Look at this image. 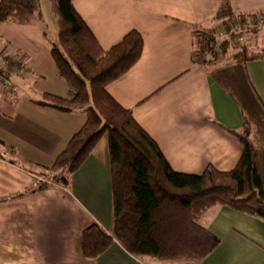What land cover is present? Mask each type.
<instances>
[{
	"label": "crops",
	"instance_id": "obj_1",
	"mask_svg": "<svg viewBox=\"0 0 264 264\" xmlns=\"http://www.w3.org/2000/svg\"><path fill=\"white\" fill-rule=\"evenodd\" d=\"M232 2L236 10L260 12L264 18V0ZM220 3L74 0L104 49L130 30L142 34L141 58L107 91L132 110L172 168L182 173L199 175L209 165L230 171L243 152L232 133L243 127L240 106L212 77L211 68L193 59V32L220 28L215 19ZM51 48L42 25L0 22V52L28 66L23 74L10 70L12 86H0V264H91L82 252L83 230L98 223L112 233L107 135L71 175L68 186L15 197L44 181L40 174L86 120L81 111H60L39 102L46 92L70 95ZM245 70L264 103V58L247 62ZM194 217L220 238L200 264H264V220L222 205L195 210ZM96 262L166 264L150 256L135 257L117 241Z\"/></svg>",
	"mask_w": 264,
	"mask_h": 264
},
{
	"label": "trees",
	"instance_id": "obj_2",
	"mask_svg": "<svg viewBox=\"0 0 264 264\" xmlns=\"http://www.w3.org/2000/svg\"><path fill=\"white\" fill-rule=\"evenodd\" d=\"M48 1L58 26V42L52 45L51 53L70 95L46 92L39 102L60 111H81L86 121L54 163L40 174L44 181L15 197L54 185L68 186L71 175L107 135L113 226L112 233L98 223L83 230L82 252L93 261L91 264H99L97 258L114 241L135 257L150 256L167 264H200L218 247L220 238L196 221L195 210L203 212L222 205L264 220V144L258 146L251 139V122L245 113L247 109L264 122V103L245 70L247 62L264 58V49L243 47L233 54L232 64L210 71L243 113L242 130L232 131L243 146L236 167L220 171L209 165L199 175L182 173L172 168L132 110L120 105L107 91L110 83L141 58L144 38L140 31L130 30L104 49L76 10L74 0ZM262 17L260 12L236 10L232 0H221L215 19L229 36H235L249 31L251 23L258 29ZM0 22L42 25L41 0H0ZM228 42H218L214 28L194 30V62L216 66L219 52H227ZM234 90L240 96L249 91L252 98L241 102ZM254 101L262 113L254 111Z\"/></svg>",
	"mask_w": 264,
	"mask_h": 264
},
{
	"label": "rangeland",
	"instance_id": "obj_3",
	"mask_svg": "<svg viewBox=\"0 0 264 264\" xmlns=\"http://www.w3.org/2000/svg\"><path fill=\"white\" fill-rule=\"evenodd\" d=\"M41 2H42V7H43L42 13L44 15L43 16L44 23L42 24V27L45 28L47 35H48V39L52 42V45H53L54 43L58 42L57 19L51 10V5H50L49 1L48 0H41ZM258 25H259L258 29H254L255 26L251 23L250 24L251 28L249 29V31H247L245 33L237 34L235 36H229L227 34L226 30L222 26H220V28H218L216 30V33L218 36V42H222L223 40L229 41L228 47H227V52L226 53L225 52H223V53L219 52V56H218V59L216 61L217 62L216 66H214V65L209 66L211 68V70L213 71L217 67L218 68H226L228 65L232 64L233 54H235L237 51L241 50L243 47L249 48L250 50H253V51L264 49V24L258 23ZM218 49L219 48L217 47V50ZM0 55H1V52H0ZM7 58L9 60L14 59L17 65H22L21 61L19 59H17L16 57L8 56ZM196 59L200 60V58H196ZM27 69H28V66H27ZM6 73L7 72H5V74ZM233 92L235 94H237V92L235 90ZM238 96L242 100L241 102L249 101V99L252 98L249 91H247V92L244 91L243 95H241V96L238 95ZM242 96H244V97H242ZM240 99L237 98L236 100L239 103H241ZM254 102H255L254 111H256L257 113H262V110H261L258 102L257 101H254ZM245 113L251 122V139L253 141H255L258 144V146H259V144H260V146H263L261 144H264V142L262 141V138H264V122L262 121V119L260 117H254L252 112H250L247 109L245 110ZM240 130H242V128ZM262 154L264 157V151H262ZM45 172L46 171H44V173Z\"/></svg>",
	"mask_w": 264,
	"mask_h": 264
},
{
	"label": "built area",
	"instance_id": "obj_4",
	"mask_svg": "<svg viewBox=\"0 0 264 264\" xmlns=\"http://www.w3.org/2000/svg\"><path fill=\"white\" fill-rule=\"evenodd\" d=\"M259 23L264 24V18H261ZM260 25V24H259ZM5 54L0 55V86L8 88L12 86L10 78L5 74L8 69L23 74L28 71L25 64L17 65L14 59L9 60Z\"/></svg>",
	"mask_w": 264,
	"mask_h": 264
}]
</instances>
